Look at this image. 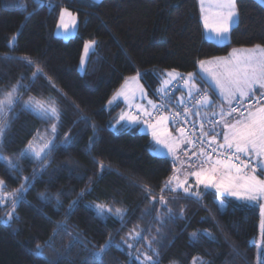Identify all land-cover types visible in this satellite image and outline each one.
<instances>
[{
	"label": "trees",
	"instance_id": "16d2710c",
	"mask_svg": "<svg viewBox=\"0 0 264 264\" xmlns=\"http://www.w3.org/2000/svg\"><path fill=\"white\" fill-rule=\"evenodd\" d=\"M24 2L27 12L20 0H0V89L14 85L22 74L28 78L23 81L25 85L31 78V70L18 59L3 57L30 56L45 68V74L67 94V99L50 89L44 77L23 92V99L60 98L63 112L60 139L69 130L75 139L67 148L61 147L52 153L51 167L24 194L25 199L18 207L19 219L10 227L0 225V264H56L58 258L59 264H85L90 252L98 250L109 234L119 242L135 224L145 227L150 223L151 217L140 219L151 203V199H143L142 186L151 185L158 199L162 182L172 174L173 168L170 157L149 152L148 134L134 127H111L123 103L120 101L109 110L107 100L128 77L139 71L155 102L154 92L160 87V76L165 71L175 69L186 75L196 72L198 60L227 56L234 48L264 45V2L237 0L238 23L233 26L230 41L224 44L205 38L198 0H51L54 9L47 7L49 0H44L42 7H37L33 0ZM60 7L71 9L78 17L77 32L67 40L55 36ZM13 34L18 36L15 48L10 50L7 41ZM90 40H95L96 46L88 56L85 71L80 72L84 43ZM74 105H79L80 111ZM16 112L18 118L3 144L2 154L6 156L17 155L36 129L43 131L48 127L19 108ZM80 115L88 117L89 125L95 123V133L82 121L73 124ZM93 135L95 144L89 153L88 140ZM94 157L108 166L102 176L93 162ZM21 167L23 172L17 175L0 163V179L6 182V192L17 189L22 177H30L34 164L24 160ZM90 180V194L81 199L67 221L69 230L74 235L79 232L81 240L87 242V250L77 245L65 253L63 246L70 243V238L61 234L56 238L55 250L43 249L46 259L31 255L30 250L48 240L54 225L65 219L69 203L89 186ZM57 192L63 193L58 212L39 200L40 193ZM213 198L208 195L200 203L184 199L173 202L171 206L177 214L181 207L185 208V218L163 227L159 264H192L193 257L202 259L204 264H258L255 241L261 237L259 208L253 205L233 208L239 202L227 197L229 205L219 214L212 204ZM113 200L114 207L128 210L129 219L123 231H118L121 225L115 218L100 220L86 207L93 202ZM5 211L0 210V218H6ZM205 229L215 240H190L191 233ZM233 243L241 255L233 252L230 247ZM103 264H129L127 249L121 252L113 245L104 256Z\"/></svg>",
	"mask_w": 264,
	"mask_h": 264
},
{
	"label": "snow or ice",
	"instance_id": "6c2138e0",
	"mask_svg": "<svg viewBox=\"0 0 264 264\" xmlns=\"http://www.w3.org/2000/svg\"><path fill=\"white\" fill-rule=\"evenodd\" d=\"M20 3L27 12L24 0H20ZM33 3L37 7H42L44 0H33ZM199 5L204 33L211 34L208 38H214L217 44L230 41L233 26L238 23L237 0H199ZM47 7L54 9L55 5L49 0ZM31 14L28 13L29 16ZM56 28L58 34L62 30L65 38H68L78 28L77 16L68 9L61 8ZM17 36L18 34H13L8 39L7 47L10 50L15 48ZM95 46V40L84 43V54L80 59L81 72L85 71L86 58L94 51ZM3 59H18L31 70L28 85L23 83L28 78L22 74L14 85L0 89V163L6 165L9 172L17 175L23 172L22 161L28 160L34 164L31 176L22 177L19 187L11 193L6 192V182L0 179V210L6 209V218H0V225L10 227L13 221L19 219L17 212L19 204L25 199L24 194L51 167L52 153L58 148H67L75 137L69 130L60 139V128L63 126L60 98L30 96L27 100L23 99V92L29 90L30 85L41 77L47 80V86L56 90L59 97L67 99V94L58 89L55 81L45 74V68L27 55L19 58L5 55ZM197 66L198 72H188L186 76L175 69L165 71L160 76V87L155 90V94L161 99L160 104L148 98L145 87L140 83L143 74L139 71L128 77L107 100L106 108L109 110L114 105L118 106L121 100L127 108L120 112L111 127L116 129L119 125L123 129L143 124L151 136L149 152L171 157L173 168L172 174L162 182L158 199L151 185L142 186L143 199H151V203L149 208L141 213L140 219L151 217L150 223L145 227L135 224L121 236L119 242L109 234L98 250L90 252L85 264H103L104 256L113 245L121 252L127 249L129 264H159L160 249L163 247V237L160 233L163 227L169 222L174 223L177 219L185 218V208L181 207L177 214L171 206L173 202L184 199L200 203L208 195H213L212 204L219 214H223L229 205L227 197L239 202L232 205L233 208L259 205L261 239L256 244L257 261L258 264H264V203H261L264 201V178L261 177V173H264V45L234 48L227 57L201 59L198 60ZM173 81H183V88L187 90L188 97L187 99L183 95L178 97L175 110L167 106L173 103L172 94L169 92V86ZM200 82L209 87H198ZM145 100L146 105L143 103ZM74 107L80 111L79 105ZM17 108L33 115L48 127L43 131L36 129L26 146L13 158L3 155L2 150L7 133L18 118ZM201 112L204 114L201 115ZM81 121L90 126L95 133V123L89 125V119L84 115H80L73 124ZM180 124L184 126H177ZM170 127L175 128L176 135L169 130ZM221 136L222 141L219 140ZM94 144L95 135L89 137L87 145L89 153ZM162 149L167 151L164 152ZM93 162L97 163L99 175L102 176L108 166L103 160L97 161L95 157ZM182 172L183 179L180 177ZM189 178L194 183L190 182ZM91 190L90 180L89 186L81 190L76 199L69 203L64 213L65 219L54 225L48 240L43 244L37 243L35 248L30 250L31 255L45 258L43 249L46 247L55 250L56 238L61 234L70 238V243L63 246L65 253L77 245H83L87 250V242L81 240L79 232L74 235L69 230L67 221L81 199L90 194ZM62 195V192L54 195L40 193L39 200L42 205H52L58 212L62 207ZM114 204V200L110 203L93 202L86 207L94 211L100 220L115 218L121 225L118 231H123L129 219L128 210L114 207ZM153 212L156 213L154 217ZM202 238L215 240L207 229L190 234V240L193 242ZM230 247L237 256L241 255L234 243ZM56 264H59V258ZM192 264H204V261L193 257Z\"/></svg>",
	"mask_w": 264,
	"mask_h": 264
},
{
	"label": "rangeland",
	"instance_id": "374dc122",
	"mask_svg": "<svg viewBox=\"0 0 264 264\" xmlns=\"http://www.w3.org/2000/svg\"><path fill=\"white\" fill-rule=\"evenodd\" d=\"M90 1H93V0H90ZM98 1H100V0H95V2H98ZM259 1L262 2V0H259ZM198 4H199V0H198ZM61 8H66V7H60V9H61ZM66 9H68V10L71 11L74 15L77 16V14H76L74 11H72L71 9H69V8H66ZM199 9H200V5H199ZM59 13H60V10H59ZM200 15H201V13H200ZM58 18H59V17H58ZM66 19H67V18H66ZM77 20H78V17H77ZM58 21H59V19H58ZM202 27H203V26H202ZM76 32H77V29L72 33L71 36H69L68 38H65V36H64V34H63V31L60 30V32H59V34H58V30H57V28H55V36L60 37V38H63V40H67V39H69L70 37L74 36V35L76 34ZM210 35H211L210 33H204L205 38L208 39V40H210V39L208 38V36H210ZM214 40H215V39H214ZM83 54H84V48H83V51H82V55H83ZM82 55H81V56H82ZM80 59H81V58H80ZM87 59H88V57L86 58V62H87ZM79 71H80V62H79ZM80 72H81V71H80ZM185 76H186V75H185ZM175 82H179V85H180L181 87H183V81H182V82H180V81H175ZM140 83L145 87V91H146L147 94H148V98L151 99V97H150V95H149V92H148V89H147L146 85L142 82V80L140 81ZM181 83H182V84H181ZM138 102H139V101H138ZM143 103L146 105V104H147V100L143 101ZM122 110H127L126 105H125L124 103H123V107H122L121 111H122ZM140 125H141V126H144L143 124H140ZM142 129H143V127H142ZM169 130L172 131L174 135L177 134V133L175 132V130H173V129H171V128H169ZM162 151L166 152L167 150H166V149H162ZM15 156H16V155H10L9 157H13V158H15ZM181 157L183 158V153H181ZM170 158H171V157H170ZM171 160H172V158H171ZM261 177L264 178V173L261 174ZM181 179H182V177H181ZM228 198H231V197H228ZM232 199H233V198H232ZM261 203H264V201H261ZM253 206H256V207L259 208V205H258V204H257V205H253ZM259 215H260V209H259ZM260 220H261V217H260ZM259 227H260V221H259ZM260 235H261V230H260ZM260 239H261V237H258V239L255 241L256 244L260 242Z\"/></svg>",
	"mask_w": 264,
	"mask_h": 264
},
{
	"label": "crops",
	"instance_id": "0c3cea01",
	"mask_svg": "<svg viewBox=\"0 0 264 264\" xmlns=\"http://www.w3.org/2000/svg\"><path fill=\"white\" fill-rule=\"evenodd\" d=\"M210 41H212V42H215V40H214V38L213 39H210ZM216 43V42H215ZM228 56V55H227ZM227 56H223V57H227ZM199 71V69H198V67H197V70H196V72H198ZM198 87H201V88H208L209 87V85H207V84H204L203 82H200L199 84H198ZM184 96V98L185 99H187L188 97H187V90L185 89V88H183V89H181V90H178L177 91V93H176V101L178 102V100H177V98L178 97H181V96ZM213 99H215V97H213ZM121 102L123 103V101L121 100ZM225 107H227L226 105H225ZM218 108H219V105L217 104V111H218ZM211 113V110H209V114ZM201 114L203 115L204 113H202L201 112ZM134 128H136L138 131H140V132H142V133H145V134H148V132L145 130V128H144V126H141V125H136V126H133ZM142 127H143V129H142ZM149 135V134H148ZM150 136V135H149ZM151 137V136H150ZM219 140L220 141H222V136L219 138ZM183 176H184V173L182 172V173H180V177H182V179H183ZM190 179V182H192V183H194V181H192L191 180V178H189Z\"/></svg>",
	"mask_w": 264,
	"mask_h": 264
},
{
	"label": "built area",
	"instance_id": "2783aa9c",
	"mask_svg": "<svg viewBox=\"0 0 264 264\" xmlns=\"http://www.w3.org/2000/svg\"><path fill=\"white\" fill-rule=\"evenodd\" d=\"M180 82H182V81H180ZM173 85H175L176 87H180V85H179V82H173L172 83ZM172 84H171V86L169 87V92L173 95V92L175 91V88H173V86H172ZM182 84V83H181ZM154 100H155V103H157V104H160L161 103V99H160V97L158 96V95H156L155 94V92H154ZM172 100H173V103H171V104H168L167 106L169 107V108H172L173 110H175V104H176V102L174 101V97L172 96ZM193 103H194V101H193ZM180 111H181V113L183 112V108L181 107V109H180ZM193 119H195V117L193 116ZM177 126H184L183 124H180V125H177ZM174 128V127H173ZM175 129V128H174ZM197 135H199V129L197 128Z\"/></svg>",
	"mask_w": 264,
	"mask_h": 264
},
{
	"label": "bare ground",
	"instance_id": "6f19581e",
	"mask_svg": "<svg viewBox=\"0 0 264 264\" xmlns=\"http://www.w3.org/2000/svg\"><path fill=\"white\" fill-rule=\"evenodd\" d=\"M170 86H171V85H170ZM170 86H169V87H170ZM172 86H173V88H175V91L173 92V95H172V96L174 97V94H175L176 90L178 89V87H176V86L173 85V84H172Z\"/></svg>",
	"mask_w": 264,
	"mask_h": 264
}]
</instances>
